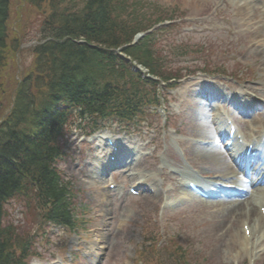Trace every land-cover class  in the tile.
<instances>
[{"label":"rangeland","instance_id":"rangeland-1","mask_svg":"<svg viewBox=\"0 0 264 264\" xmlns=\"http://www.w3.org/2000/svg\"><path fill=\"white\" fill-rule=\"evenodd\" d=\"M145 1H150V6L143 3L146 8L156 9L158 5L166 10L165 15L175 18L170 20L169 29L158 34L157 44L160 54L165 57V62L171 69L183 74L188 70H208L219 78L227 76L238 82L244 81L243 86H253L264 94V70L258 68L259 63L264 61V45L261 56L247 57V52L254 45L245 43L246 39L255 36L256 32L251 26L249 30L248 26L238 25L239 20L232 16L233 4L227 7L225 0H214L213 3V0H209L211 4L199 3L191 9L190 4L184 0ZM10 9L8 42L4 48L3 66L0 71V121L10 109L13 100L11 94L18 79L33 70V48L42 36V23L48 14L47 4L34 7L27 0H12ZM221 12L225 13L226 19H219L218 13ZM236 29L241 33L238 38L233 34ZM235 60L248 61L251 66H243ZM201 73L196 72L194 76L198 77ZM194 76H185L178 88L168 94L169 103L163 106V110L159 109L160 117L156 118L154 129L148 131L145 127L140 128V131L143 130L142 134L147 137L160 135L161 139L158 137L157 144L162 150L159 151V160L147 158L138 167L161 175L162 169H158V165L161 163L160 157L166 154L164 170L168 174L166 176L172 177V180L167 181L165 188L171 186L167 190V194L170 191L171 195L177 192L178 186L176 174L169 173L170 167H180L192 161L197 163L194 166L200 170L198 173L201 175L206 173L203 167L210 175L221 173L222 176L228 173L226 169L219 171L220 167H206L202 159L192 154L194 141L191 138L194 129L191 127V119L199 110L206 128L211 130L208 106L201 102L198 108L193 95L186 94L196 83ZM201 77L208 76L202 73ZM232 89L240 92L237 87ZM164 110L165 112H162ZM151 120L152 118H149L146 123L151 124ZM237 123L247 131L250 119L238 116ZM69 140L73 160L68 152L60 166L63 174L72 180L79 195L78 217L84 218L83 224L76 230L63 231L54 228V232H50L48 229L50 233L45 234L43 230L49 227H46L39 209L29 201V197L11 200L6 206L8 220L5 222L13 223L11 227L18 234L33 237L36 242L35 245L32 244L34 252L40 257H45L40 261L52 258L50 264H56L54 260L61 256L69 264H138L140 259L144 261L143 264H183L173 260L170 253L163 250L167 249L163 248V244L170 238L175 246L181 248L178 250L182 255H186L184 259L191 264H264L263 247H243L240 244L243 230L238 223V213L222 218L221 227L215 229L219 212L214 211L215 205H211L208 210L204 201L192 199L179 208L168 206L162 209L159 202L153 204L154 201L145 196L130 197L127 202L122 201V198L117 200L114 195L105 191L107 185L96 165L90 160V147L75 136H71ZM175 143L184 148L187 157L182 159L176 153ZM205 146L201 145L202 148ZM167 148L168 153L165 152ZM81 150L82 153H79ZM77 156L83 160L80 162ZM239 203L240 207H250L247 204L250 199ZM234 205L232 204L230 209L238 206ZM222 209L224 208L221 207L220 210ZM151 238L157 240L155 247L149 240ZM254 240L253 237L252 241ZM52 241L58 244L56 247L54 245V248ZM64 241L65 246L59 247ZM95 243L100 251L98 256L93 254ZM71 245L73 246L70 247ZM86 245L91 246L90 252L87 251ZM77 247H80V250H77ZM62 251L63 254L53 255ZM84 252L88 256L84 255ZM74 255L78 257L73 258ZM38 258L30 257L27 263L32 264Z\"/></svg>","mask_w":264,"mask_h":264},{"label":"trees","instance_id":"trees-1","mask_svg":"<svg viewBox=\"0 0 264 264\" xmlns=\"http://www.w3.org/2000/svg\"><path fill=\"white\" fill-rule=\"evenodd\" d=\"M27 1L36 7L47 4L48 14L41 28L45 41L34 47V72L19 82L14 107L0 122V264H26L31 254L28 242L13 239L2 224L4 201L20 191L24 181H40L46 193L58 195L59 207H66V193L53 168L60 154L56 120L60 97L71 90L73 103L81 110L79 116L85 119L87 113L109 104L117 81L138 85L136 73L129 71L131 78H126L117 69L120 61L109 48L129 44L135 33L158 21L144 20L147 16L139 10L140 0ZM11 2L0 0V71ZM124 50L152 71L159 68L147 40Z\"/></svg>","mask_w":264,"mask_h":264},{"label":"bare ground","instance_id":"bare-ground-1","mask_svg":"<svg viewBox=\"0 0 264 264\" xmlns=\"http://www.w3.org/2000/svg\"><path fill=\"white\" fill-rule=\"evenodd\" d=\"M185 2H188L190 4L191 9L196 7L199 3H207L209 0H184ZM214 0L211 2L213 3ZM226 6L229 7L230 4H233V13L232 16L237 18L239 20L238 25L240 26H248L250 30V26L254 28V31L256 32L255 36L249 37L250 39H246L247 44L253 43V48L249 49L247 52V57L251 58L254 57V55L263 54L262 46L264 45V0H225ZM208 2V4H211ZM219 19H226L225 13L221 12L218 13ZM248 30V31H249ZM247 31V32H248ZM234 35H237V38L241 36L240 31L236 29L233 32ZM255 62V60H253ZM236 63H242L243 66L250 67L251 63L248 61L245 62H239L238 60H235ZM264 61L262 60L258 68L261 70H264ZM199 91V90H197ZM201 105V103H200ZM198 106V108L200 107ZM197 106V105H196ZM195 106V107H196ZM197 108V107H196ZM198 114L191 119V127L193 130V138L194 139H207L208 137H212L211 131L206 128L204 124V118L203 115L199 114L200 110L197 112ZM194 141V140H193ZM119 147V145H118ZM192 154L198 159H202L206 167H221L223 164H227L229 166V162L226 158V156L223 154L221 150L218 148H215L214 146L211 147H204L202 148L201 145L196 143L193 144V147L191 148ZM97 163L99 161L95 160ZM203 164V165H204ZM107 167H110L111 165H106ZM206 173H209L205 170ZM141 174V173H140ZM188 173H184V176H188ZM190 179V178H188ZM238 185V183H236ZM98 192L101 194H104L103 191H100L97 189ZM149 199V198H148ZM254 199V200H253ZM251 202L248 204L250 207L249 209H246L245 207H240L239 202H235L232 200H213V201H204L206 206L208 207V210H210V205L214 204L216 207V212H219V216H217L218 223L215 225V229H218L221 227L222 218H227L228 214H236L238 213V216L240 218L239 222H244V218H247L248 221H250L252 224L250 225L251 232L253 233V237H255V240L253 243H251L248 240V236L242 235L240 244L243 247L252 246V247H263L264 248V216L258 211V208L256 210V204L259 202H264V189L259 190L258 194L254 195V198L250 200ZM155 204V203H153ZM232 204H235L232 209H230V206ZM222 211L220 210V208ZM258 211V212H257ZM224 212V213H223ZM244 217V218H243ZM253 221V222H252ZM244 234V233H243ZM236 245V244H235Z\"/></svg>","mask_w":264,"mask_h":264}]
</instances>
